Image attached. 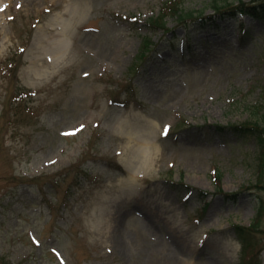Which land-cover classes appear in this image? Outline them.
Returning <instances> with one entry per match:
<instances>
[{
    "label": "rangeland",
    "instance_id": "obj_1",
    "mask_svg": "<svg viewBox=\"0 0 264 264\" xmlns=\"http://www.w3.org/2000/svg\"><path fill=\"white\" fill-rule=\"evenodd\" d=\"M239 6L0 0V264H264V151L217 131L264 126Z\"/></svg>",
    "mask_w": 264,
    "mask_h": 264
},
{
    "label": "trees",
    "instance_id": "obj_2",
    "mask_svg": "<svg viewBox=\"0 0 264 264\" xmlns=\"http://www.w3.org/2000/svg\"><path fill=\"white\" fill-rule=\"evenodd\" d=\"M241 6L234 8L236 12L248 15L251 18L257 19V20H263L264 19V0H251L250 4H243L242 0H238ZM217 10H220V7H215ZM175 9L176 14L178 15V19L180 21L186 20V17L189 18L190 16L184 17L181 12ZM164 15L161 13L158 17H156L153 20H150V25L156 26V24H161V26L164 25ZM201 21V20H200ZM203 21V20H202ZM203 23V22H201ZM148 43L145 42L143 44V48L148 49ZM145 54V53H144ZM143 53H141L140 57L144 56ZM261 118L264 120V110L261 114ZM217 131L218 133H232L235 136L238 137V139H253L257 142V145L259 147V151H264V126L263 128L259 126L257 123L249 124L248 126H236L231 125L228 127H218ZM264 176V175H263ZM264 180V179H263ZM262 212L261 208H258V214ZM258 215L255 217V221L252 222L249 229L242 228V227H234V230L236 232V236L238 237L239 243L241 245V257L244 258V255L249 250V248L252 246L251 244V233L252 229L258 228Z\"/></svg>",
    "mask_w": 264,
    "mask_h": 264
},
{
    "label": "bare ground",
    "instance_id": "obj_3",
    "mask_svg": "<svg viewBox=\"0 0 264 264\" xmlns=\"http://www.w3.org/2000/svg\"><path fill=\"white\" fill-rule=\"evenodd\" d=\"M69 45V41L66 37L64 36H61V38L58 40V46H57V49L55 51H60V52H57L59 54H61V50L62 49H66ZM57 53H54V56L52 58V63L56 62V58L58 57V54ZM168 264H175L174 263V260H169L168 261Z\"/></svg>",
    "mask_w": 264,
    "mask_h": 264
},
{
    "label": "snow or ice",
    "instance_id": "obj_4",
    "mask_svg": "<svg viewBox=\"0 0 264 264\" xmlns=\"http://www.w3.org/2000/svg\"><path fill=\"white\" fill-rule=\"evenodd\" d=\"M19 7V6H18ZM0 10H2V9H0Z\"/></svg>",
    "mask_w": 264,
    "mask_h": 264
}]
</instances>
